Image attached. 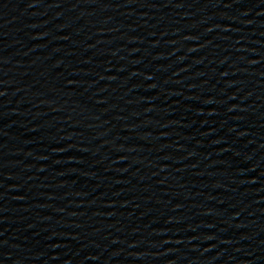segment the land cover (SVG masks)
Returning <instances> with one entry per match:
<instances>
[{
    "label": "water",
    "instance_id": "95a60500",
    "mask_svg": "<svg viewBox=\"0 0 264 264\" xmlns=\"http://www.w3.org/2000/svg\"><path fill=\"white\" fill-rule=\"evenodd\" d=\"M0 264H264V0H0Z\"/></svg>",
    "mask_w": 264,
    "mask_h": 264
}]
</instances>
